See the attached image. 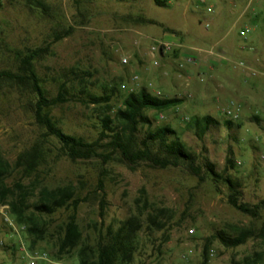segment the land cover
<instances>
[{"label":"rangeland","instance_id":"374dc122","mask_svg":"<svg viewBox=\"0 0 264 264\" xmlns=\"http://www.w3.org/2000/svg\"><path fill=\"white\" fill-rule=\"evenodd\" d=\"M46 1L52 10L48 16L29 9L27 0H1L0 72L17 71L21 56L48 48L35 62L42 86L53 98L59 85L66 83L67 97L74 100L48 110L58 127L88 142L98 138V107L77 100L85 97L84 89L95 96L112 94V114L131 92L144 88L161 97L182 99L178 108L163 113V121L161 113L147 111L154 127L169 125L199 164L209 161L219 174H224L231 156L236 168L227 175L240 182L242 201L253 205L264 200V25L252 20L245 0H167L165 8L156 6L154 0L87 1L80 8L73 0ZM150 20L156 25L146 22ZM69 27L74 28L72 35L53 43L55 31ZM243 27L250 29L246 40L239 36ZM156 41L176 44V52L153 58L150 50ZM32 98L15 89L0 94V155L14 166L36 141H42L49 152L47 162L24 181L30 189L36 186L28 199L29 213L34 212L32 206L39 202L44 187L72 184L89 199L81 205L77 223L84 243L95 246L100 234L118 230L138 213L136 200L144 189L150 211L168 210L160 218L166 227L149 230L144 221L132 264H202L206 240L216 233L262 227L264 211L258 220L238 212L228 204L227 187L215 185L204 174L200 180L186 168L141 165L131 171L117 162L103 166L99 159L73 163L62 157L58 142L45 138V130L36 122L28 104ZM233 103L241 107L240 119L235 121L240 127L228 129L223 110ZM205 116L219 124L203 134L196 121ZM102 169H106L103 216V193L97 187ZM19 178L14 171L6 184L13 186ZM69 214L61 210L45 219V240L36 247L48 255L51 263L45 264L56 263V243ZM22 237L28 247L29 236L24 233ZM77 252L57 264H79ZM258 253H264L260 238L235 249L214 241L209 264H243ZM27 262L19 237L0 218V264Z\"/></svg>","mask_w":264,"mask_h":264},{"label":"trees","instance_id":"16d2710c","mask_svg":"<svg viewBox=\"0 0 264 264\" xmlns=\"http://www.w3.org/2000/svg\"><path fill=\"white\" fill-rule=\"evenodd\" d=\"M87 1L125 3L138 0H73L77 8ZM154 2L158 7H168L167 0H154ZM27 6L32 10H40L44 15H51L52 10L46 0H27ZM259 20L261 17L255 19L256 22ZM146 22L156 25L151 20ZM165 30L170 32L167 28ZM73 32L72 27L56 30L53 43L62 41L71 36ZM48 51V48L30 50L28 54L20 57L17 71L0 72V94L15 89L27 92L33 97L28 104L36 122L45 130V138H53L58 142L62 157L73 163L99 159L103 166L117 162L131 171H136L141 165L162 170L186 168L189 173L199 177L200 180L204 179L202 177L204 174L215 185L226 186L229 192L228 204L235 210L254 220L261 218L264 211V200L253 205L243 202L240 182L227 175L229 170L236 168V163L231 156L227 159L228 167L224 174H219L209 161L202 165L199 164L195 155L176 138V132L169 125L154 127L153 121L146 114L147 111L163 114L174 110L184 103L182 99L157 96L144 88L136 93L131 92L113 115L112 94L95 96L85 93L86 89H84L82 95L85 97L77 98V100L87 107L90 105L98 107L101 131L93 142H88L83 137L66 134L58 127L48 110L74 101L67 97V84H60L57 96L50 98L35 69L36 60L42 58ZM253 120L258 121L259 118L254 117ZM196 122L203 134L207 133L211 126L219 124L211 116H205ZM224 125L228 129L234 126L240 127L235 121L229 119L224 121ZM145 128L146 131L141 136V131ZM48 157L49 152L42 141H36L29 151L21 153L14 166L0 155V205H8L14 221L18 225L26 226L25 233L30 238L28 247L31 251L36 250L37 245L45 240L48 230V223L45 219L61 210L68 211L70 214L60 228L56 243L57 252L54 257L56 263H61L66 255L78 250L79 264H132L138 250L139 232L144 221L148 223L149 230L165 229L166 222L160 218L168 210L150 211L147 208L150 204L144 189L136 200L138 213L124 221L118 230L110 229L106 235L100 234V239L95 246L83 241L77 215L81 205L89 199L82 197L74 185L69 184L54 189L44 187L40 192L39 202L32 206L34 212L29 213L31 207L28 205V199L36 190V186L33 185L30 189L24 181L32 179L39 168L47 162ZM14 171L19 174L20 178L14 182L13 186H8L6 181ZM105 172L106 169L101 170L97 186L98 190L103 193L100 200L102 216L106 208ZM145 215L146 219L143 220L142 217ZM255 238L264 240V223L258 230L240 228L235 229L233 234L220 231L206 240L202 264H209V251L214 241H218L226 249H235ZM243 264H264V253L248 257Z\"/></svg>","mask_w":264,"mask_h":264},{"label":"built area","instance_id":"2783aa9c","mask_svg":"<svg viewBox=\"0 0 264 264\" xmlns=\"http://www.w3.org/2000/svg\"><path fill=\"white\" fill-rule=\"evenodd\" d=\"M245 8L246 12L248 11L251 14L252 19H256L258 17H263V25H264V0H245ZM211 10H209L210 12ZM250 33V29L247 27H243L240 30L239 36L244 40L248 39ZM175 44L167 41H156L151 46L150 54L153 58L158 55L165 56L172 51H174ZM188 62H193L191 58L188 59ZM124 65L128 64V60H123ZM241 66H244L243 63H240ZM183 67V65H181ZM134 79H138V77H134ZM159 94V93H158ZM156 95V94H155ZM160 95V94H159ZM157 95V96H159ZM225 117L231 121H237L240 119L241 107L240 105L233 103L232 107L225 108L223 110ZM165 119L164 115H160V121ZM0 218L5 222L7 227L19 237L20 241V250L24 254V257L27 259V264H45L51 263L49 261L48 255L44 252L34 250L31 251L29 247H27L25 239L22 235L26 232V226L18 225L11 214V209L8 205H0ZM189 234L193 235L194 230H189ZM53 263V262H52ZM57 264V263H54Z\"/></svg>","mask_w":264,"mask_h":264},{"label":"crops","instance_id":"0c3cea01","mask_svg":"<svg viewBox=\"0 0 264 264\" xmlns=\"http://www.w3.org/2000/svg\"><path fill=\"white\" fill-rule=\"evenodd\" d=\"M252 20H254V19H252ZM255 21V20H254ZM259 21H262V18H261V20H259ZM254 32V31H253ZM264 32V31H263ZM172 43V42H171ZM176 45V44H175Z\"/></svg>","mask_w":264,"mask_h":264}]
</instances>
